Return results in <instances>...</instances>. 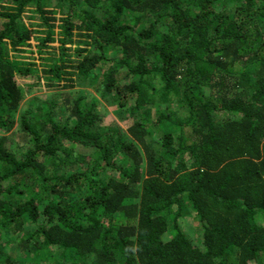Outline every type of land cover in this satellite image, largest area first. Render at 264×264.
<instances>
[{"label":"trees","instance_id":"16d2710c","mask_svg":"<svg viewBox=\"0 0 264 264\" xmlns=\"http://www.w3.org/2000/svg\"><path fill=\"white\" fill-rule=\"evenodd\" d=\"M0 264H264V0H0Z\"/></svg>","mask_w":264,"mask_h":264},{"label":"rangeland","instance_id":"374dc122","mask_svg":"<svg viewBox=\"0 0 264 264\" xmlns=\"http://www.w3.org/2000/svg\"><path fill=\"white\" fill-rule=\"evenodd\" d=\"M55 1L51 2V4L49 5V8H53L56 9V13L54 14L57 17H60V14L58 13V9L56 8L55 5ZM34 16V13L30 12V11H26L23 15V19L24 21L29 24V25H33L34 23H38V21H36ZM56 23H58V21H56ZM37 29H40L39 26H36ZM56 31H58V29H56ZM31 42V47H28V49H31L33 51V53H29V52H24V57H27L29 60H31L29 58V55H32L33 57L37 56L35 50H36V44H37V40L32 38L30 40ZM52 45H57V42H53L51 43ZM109 53V52H108ZM36 62V65L38 68H41V66L39 65L40 60L35 58L34 60ZM18 83L20 85H23L24 90L26 91V95L24 100L22 101L21 107L22 106H26L25 102L28 101L29 99L32 98V96L34 95H42L43 97L49 96L54 100H57V102L62 106H68L69 105V101H70V91H83V92H87L89 94V96H98L97 91H96V87L94 86L93 82H87V81H82V83L78 82L75 84V87L72 88H61V89H48L47 87L43 86L42 80L39 79V81L37 80L35 75H28V76H24L22 78L18 79ZM85 92V93H86ZM43 97H39L42 98ZM99 97V96H98ZM68 100V102H67ZM100 110L102 112V124L106 125L107 127L111 128V129H126L127 126L130 123V118L124 117L122 114H120L119 112H116L114 110V108L109 107L106 103H104V101H102V104L100 106ZM154 112V111H153ZM155 116L156 115H153ZM17 128V127H16ZM11 138L13 140V147H15L18 151H20L23 147L26 146V141L25 138L23 136V133L18 132L16 129L12 130L11 132ZM185 216L183 218L180 219L179 223L180 225H184L189 229L190 231H194L193 230V226L195 223V218L193 216H189L188 214H184Z\"/></svg>","mask_w":264,"mask_h":264}]
</instances>
